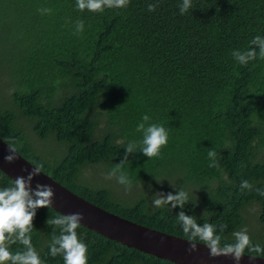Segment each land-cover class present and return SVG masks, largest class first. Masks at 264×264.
<instances>
[{
  "label": "trees",
  "instance_id": "1",
  "mask_svg": "<svg viewBox=\"0 0 264 264\" xmlns=\"http://www.w3.org/2000/svg\"><path fill=\"white\" fill-rule=\"evenodd\" d=\"M181 3L130 0L126 8L90 12L78 10L76 0H0V41L9 44L10 96L18 109L0 103V137L16 141L20 155L93 204L186 238L176 224L179 206L156 208L149 196L126 203L109 187L81 179L94 165L117 167L125 146L142 139L137 125L148 115V124L167 129L168 144L159 157L130 153L120 170L138 184L181 166L172 193L197 185L198 192L186 190L197 200L183 211L199 224H225L223 242H233L232 233L246 226V208L257 205L259 226L248 232L264 246V196L254 190L264 188V59L240 65L232 55L264 37V0H193L183 15ZM149 4L158 7L150 12ZM40 8L52 11L42 15ZM5 28L9 37L1 34ZM25 122L39 139L53 137L55 149L35 145ZM213 149L218 167H209ZM242 180L253 191L241 193ZM11 181L0 169V188ZM57 214L42 207L33 222L32 243L45 264H63L62 256L49 254L59 229L47 219ZM77 232L87 264H176L82 225Z\"/></svg>",
  "mask_w": 264,
  "mask_h": 264
},
{
  "label": "clouds",
  "instance_id": "2",
  "mask_svg": "<svg viewBox=\"0 0 264 264\" xmlns=\"http://www.w3.org/2000/svg\"><path fill=\"white\" fill-rule=\"evenodd\" d=\"M129 3L130 0H76L78 10L90 12H103L106 8H126ZM147 7L151 12L158 7V4H149ZM193 8V0H182L179 5L182 15ZM38 11L43 15L50 14L52 10L40 8ZM83 30V21H78L76 32L81 33ZM251 44L254 47L248 50L233 51L232 55L240 65H247L250 61L255 60L257 55L264 59V37L257 35ZM149 119L148 115H144L143 122L137 125V131L142 133V139L138 142H129L125 146L124 160L105 176L107 180L115 178L119 184L125 185L126 190L131 189L132 180L120 169L122 163L127 161L128 155L139 149L148 158L159 157L162 148L168 144L167 129L163 125L148 124ZM7 143L8 154L4 156V160L13 163L18 159L16 141L9 139ZM208 158L211 160L209 167H218L215 149L208 152ZM42 173H44L43 165L34 164L31 171H27L26 176H17L9 186L0 188V264H45L32 243V233L35 228L33 222L37 209L52 208L55 192L49 184L36 183L33 188V179ZM253 189L254 185L248 180L241 181V193L245 190L253 191ZM254 190L258 195L264 196V188L256 187ZM196 200L190 198L188 191L180 188L175 194L157 192L152 201L156 208L169 205L173 209L177 206L180 207L181 211L176 215V224L182 228L183 234L189 242L187 249L189 253L197 251V245L200 243L209 249L210 257L229 256L235 261V264H240L246 253L250 259L264 257V246L253 243L247 227L232 233L233 242H223L225 240L223 236L225 224L217 225L209 222L199 224L195 215L186 214L183 211L185 205L190 201L195 204ZM83 219L82 212L57 214L55 217L47 219V224L54 226V229H59V234L56 235L54 232L52 236L49 254L52 257L62 256L63 264H87L88 248L77 232ZM15 244L22 245V249L13 251L12 246Z\"/></svg>",
  "mask_w": 264,
  "mask_h": 264
},
{
  "label": "water",
  "instance_id": "3",
  "mask_svg": "<svg viewBox=\"0 0 264 264\" xmlns=\"http://www.w3.org/2000/svg\"><path fill=\"white\" fill-rule=\"evenodd\" d=\"M7 154L8 144L0 137V169L6 176L13 180L20 175L26 176L27 171H31L34 164L18 152V159L13 163L4 160ZM36 183L53 187L55 195L52 208L55 211L60 214L82 212V226L125 246L176 264H235L229 256L210 257L209 249L200 243L197 251L189 253V242L183 236L166 233L109 212L67 189L46 172L33 179V188ZM240 264H264V257L250 259L246 253Z\"/></svg>",
  "mask_w": 264,
  "mask_h": 264
},
{
  "label": "rangeland",
  "instance_id": "4",
  "mask_svg": "<svg viewBox=\"0 0 264 264\" xmlns=\"http://www.w3.org/2000/svg\"><path fill=\"white\" fill-rule=\"evenodd\" d=\"M1 27V25H0ZM5 34L1 33L3 36L9 37V30L7 28L4 29ZM1 32V30H0ZM1 39V35H0ZM9 44L0 41V103L5 108L13 109L14 111L18 112V109L16 107L15 102L12 100L11 90L14 89V80L11 76V67L8 65L9 61V53L7 52V46ZM26 134L28 137L33 141L35 145H38V147L44 152L51 150H54L53 144L55 143V140L53 137L46 138L44 140L39 139L36 135L33 134L31 131L29 123L25 122L23 124ZM58 151L57 153H59ZM180 171H183V168L175 167L173 171L167 169L160 173H162L154 182L151 180L148 183L145 182H139L138 184H133L130 190H126L125 185H121L117 182L115 178L111 180L105 179V176L108 172H110V169L106 167L104 164L100 165H94L92 168H89L87 171L81 172V179L84 181H90L92 180L93 183H96L100 186L109 187L111 190V193L113 196L123 199L127 202H134L136 199L142 197V196H149L151 205H153L152 201L155 198V194L157 192H175V189L177 188L179 184V177L181 175ZM159 173V174H160ZM159 180V181H158ZM91 182V181H90ZM174 185V186H173ZM186 188L190 192L192 190L193 193L198 192L197 189H194L197 185H191L188 184ZM137 186V188H136ZM211 186H214V182L211 184ZM186 189V190H187ZM245 214H246V226L249 231H255L254 228H256L258 225L257 223V205L252 204L249 207L246 208ZM254 215L256 217V220L254 219ZM259 226V225H258ZM244 228V227H243Z\"/></svg>",
  "mask_w": 264,
  "mask_h": 264
}]
</instances>
